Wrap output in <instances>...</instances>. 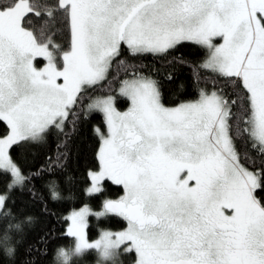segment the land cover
Returning a JSON list of instances; mask_svg holds the SVG:
<instances>
[{
    "label": "snow or ice",
    "instance_id": "obj_1",
    "mask_svg": "<svg viewBox=\"0 0 264 264\" xmlns=\"http://www.w3.org/2000/svg\"><path fill=\"white\" fill-rule=\"evenodd\" d=\"M187 45L206 58L168 102ZM97 112L77 189L71 145ZM0 125V264H264V0H0ZM93 217L122 223L93 238Z\"/></svg>",
    "mask_w": 264,
    "mask_h": 264
},
{
    "label": "trees",
    "instance_id": "obj_2",
    "mask_svg": "<svg viewBox=\"0 0 264 264\" xmlns=\"http://www.w3.org/2000/svg\"><path fill=\"white\" fill-rule=\"evenodd\" d=\"M178 55H182L185 58L184 66H178L175 69V76L172 81L164 80V91L168 102H176L183 98L188 94L190 98V94L195 91L194 88L191 87L192 80L191 77L193 75L192 68L202 63L205 56V49L196 46V45H187L181 48L180 53ZM142 63L147 66L148 69H155L159 67V62L156 61L155 58H148L143 60ZM163 72V69H161ZM202 75L210 77V70H201ZM94 95H103V92H96ZM127 106L126 101H122L119 104L120 109H125ZM103 116L101 113H93V115L88 119V121L81 128L79 135L75 137L74 141L71 145V154L68 168V176L67 179L71 181L77 189L81 187V182L85 177V174L88 170L92 169L94 165L97 164L95 159V153L98 149L99 138L95 135L93 129L95 127L102 126ZM3 127V125H0ZM18 154L21 159L26 160L29 163H37L36 157L40 155L39 149L36 147L25 145L22 148L18 149ZM109 195L111 198H116L118 195L122 194L119 186L112 185L108 182ZM81 200L84 202L93 204L91 198L87 196L83 197H73L69 199L65 205H62L56 209V211L67 214L71 209L77 207V205L82 206ZM65 208L67 211H65ZM122 221L119 218L113 217L111 220L107 222L106 225H101L94 217L90 218V235L93 238H97V234L101 227L109 226L113 230H119ZM66 227V225H62ZM51 227L53 230H57L61 225H57L55 221L48 219L47 217L43 218L41 222L36 225L37 230L45 229ZM58 236L59 233L56 232ZM72 245L71 238L62 239L59 245H54L53 247L64 246L70 247ZM50 261L52 264H55V252L50 255ZM95 258L93 256H88L85 258L84 264H94ZM126 264L128 262L126 261Z\"/></svg>",
    "mask_w": 264,
    "mask_h": 264
},
{
    "label": "rangeland",
    "instance_id": "obj_3",
    "mask_svg": "<svg viewBox=\"0 0 264 264\" xmlns=\"http://www.w3.org/2000/svg\"><path fill=\"white\" fill-rule=\"evenodd\" d=\"M205 58H206V56H205ZM205 58H204V59H205ZM41 66H42V64H41ZM121 110H124V109H121ZM71 210H72V209H71ZM71 210H70V211H71ZM70 211H69V212H70ZM94 264H95V263H94Z\"/></svg>",
    "mask_w": 264,
    "mask_h": 264
}]
</instances>
